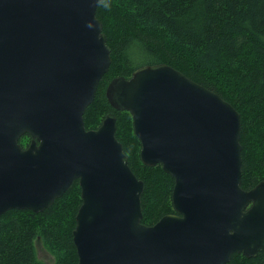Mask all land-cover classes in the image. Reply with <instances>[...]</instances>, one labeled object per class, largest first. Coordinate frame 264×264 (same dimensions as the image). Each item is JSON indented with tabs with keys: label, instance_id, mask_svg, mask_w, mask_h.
<instances>
[{
	"label": "water",
	"instance_id": "water-1",
	"mask_svg": "<svg viewBox=\"0 0 264 264\" xmlns=\"http://www.w3.org/2000/svg\"><path fill=\"white\" fill-rule=\"evenodd\" d=\"M100 0H0V216L50 207L77 180V264H227L264 241V181L241 185L240 114L166 64L113 79L109 105L128 112L139 157L172 177L174 214L141 223L143 182L107 114L83 115L111 64ZM28 135L26 148L19 139Z\"/></svg>",
	"mask_w": 264,
	"mask_h": 264
},
{
	"label": "trees",
	"instance_id": "trees-1",
	"mask_svg": "<svg viewBox=\"0 0 264 264\" xmlns=\"http://www.w3.org/2000/svg\"><path fill=\"white\" fill-rule=\"evenodd\" d=\"M96 16L111 64L84 112V126L96 130L107 114L115 116V137L129 168L143 182V225L174 214V181L160 165L141 163L130 114L113 109L105 95L113 79H128L140 67L166 64L229 102L240 114V187L247 191L264 181V0H100ZM29 142L28 135L18 141L22 148ZM80 204L75 180L41 212L2 214L0 264H45L37 259L36 239L53 256V264H77L72 231ZM227 264H264V241L255 257L233 255Z\"/></svg>",
	"mask_w": 264,
	"mask_h": 264
},
{
	"label": "rangeland",
	"instance_id": "rangeland-1",
	"mask_svg": "<svg viewBox=\"0 0 264 264\" xmlns=\"http://www.w3.org/2000/svg\"><path fill=\"white\" fill-rule=\"evenodd\" d=\"M35 251L37 259L44 262L45 264H53L54 258L43 246L39 239L35 240Z\"/></svg>",
	"mask_w": 264,
	"mask_h": 264
}]
</instances>
